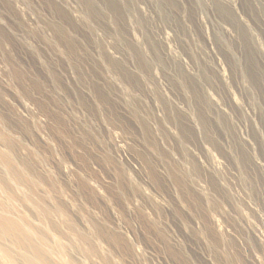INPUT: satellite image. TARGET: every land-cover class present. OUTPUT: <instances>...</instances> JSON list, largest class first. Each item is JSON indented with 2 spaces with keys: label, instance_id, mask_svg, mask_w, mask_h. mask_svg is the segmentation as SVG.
Listing matches in <instances>:
<instances>
[{
  "label": "rangeland",
  "instance_id": "rangeland-1",
  "mask_svg": "<svg viewBox=\"0 0 264 264\" xmlns=\"http://www.w3.org/2000/svg\"><path fill=\"white\" fill-rule=\"evenodd\" d=\"M0 264H264V0H0Z\"/></svg>",
  "mask_w": 264,
  "mask_h": 264
}]
</instances>
